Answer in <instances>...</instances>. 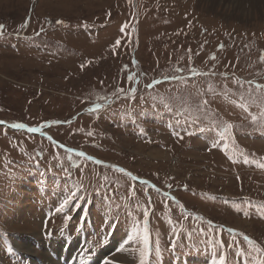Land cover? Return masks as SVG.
Masks as SVG:
<instances>
[{
  "label": "rangeland",
  "instance_id": "obj_1",
  "mask_svg": "<svg viewBox=\"0 0 264 264\" xmlns=\"http://www.w3.org/2000/svg\"><path fill=\"white\" fill-rule=\"evenodd\" d=\"M220 2L0 0V263L81 211L126 240L104 264L145 227L148 264H264V9Z\"/></svg>",
  "mask_w": 264,
  "mask_h": 264
},
{
  "label": "snow or ice",
  "instance_id": "obj_2",
  "mask_svg": "<svg viewBox=\"0 0 264 264\" xmlns=\"http://www.w3.org/2000/svg\"><path fill=\"white\" fill-rule=\"evenodd\" d=\"M57 23H61V21H57ZM3 30V25H0V31ZM120 41L117 40L116 44H119ZM253 119L255 120V117H253ZM14 127H23V125L18 124V125H14ZM228 128H231L232 126L229 124L227 126ZM31 132H37L39 131V129L37 128H32L30 129ZM226 131V130H225ZM221 135H223V133H221ZM80 155H85L84 153H80ZM88 159H92V157H88ZM99 162V161H98ZM262 167H264V165H261ZM119 171L123 172L124 169H118ZM69 203L68 200H65V202L63 204H61L59 211H64L67 204ZM139 240V235L134 231L133 234L129 237V241H138ZM148 234H147V228L145 227V232H144V250L141 252V264H148ZM214 264H224V258L221 257L219 259V261H214Z\"/></svg>",
  "mask_w": 264,
  "mask_h": 264
},
{
  "label": "bare ground",
  "instance_id": "obj_3",
  "mask_svg": "<svg viewBox=\"0 0 264 264\" xmlns=\"http://www.w3.org/2000/svg\"><path fill=\"white\" fill-rule=\"evenodd\" d=\"M202 1H209V0H202ZM220 1H223V2L227 1L226 5H229L234 2L233 6L237 7L236 11H239L242 14V16L253 14L260 7L264 9V0H210V2H213L212 3L213 6H217V4L221 3ZM44 262H48V260ZM48 264L50 263L48 262ZM111 264H114V263L111 262Z\"/></svg>",
  "mask_w": 264,
  "mask_h": 264
}]
</instances>
